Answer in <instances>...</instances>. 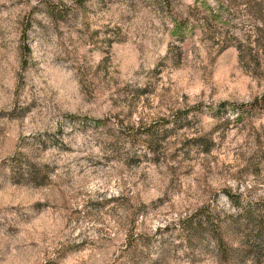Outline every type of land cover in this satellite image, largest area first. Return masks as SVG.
I'll return each mask as SVG.
<instances>
[{
  "label": "rangeland",
  "instance_id": "rangeland-1",
  "mask_svg": "<svg viewBox=\"0 0 264 264\" xmlns=\"http://www.w3.org/2000/svg\"><path fill=\"white\" fill-rule=\"evenodd\" d=\"M217 7L0 0V264H223L179 220L264 212V71L218 52L227 24L198 20ZM150 131L167 132L154 149ZM21 153L46 184L13 182Z\"/></svg>",
  "mask_w": 264,
  "mask_h": 264
},
{
  "label": "trees",
  "instance_id": "trees-1",
  "mask_svg": "<svg viewBox=\"0 0 264 264\" xmlns=\"http://www.w3.org/2000/svg\"><path fill=\"white\" fill-rule=\"evenodd\" d=\"M217 3L218 13L212 10L211 18L209 15H205L198 20L209 31L212 30V26L216 28L215 22H219L222 18V21L227 24V29L216 31L219 36L218 52L221 53L233 45L238 51L239 62L244 67L255 73L263 72V0H217ZM239 7H242L241 12L247 17V21L252 23L253 30L231 35L230 27H233L236 15L241 13ZM225 13L227 14L225 15ZM227 15L230 17L224 20ZM182 120L179 119L176 122L183 123ZM165 136H167V132ZM164 137L157 135L156 131H150L147 135L148 146L156 148L161 142V138ZM10 168L11 178L16 184L41 186L49 180L47 167L33 163L24 153L14 157ZM227 197L230 198L231 195L228 193ZM232 206L237 210L234 213L224 209L213 213L200 210L195 215L179 220L185 241L194 247L213 244L217 256L223 264H241L250 255L259 257L264 249V212L253 210L251 207H242L237 202ZM127 253L130 257L137 255L136 245L129 246Z\"/></svg>",
  "mask_w": 264,
  "mask_h": 264
}]
</instances>
